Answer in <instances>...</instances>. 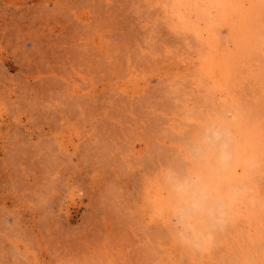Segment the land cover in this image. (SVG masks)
<instances>
[{"label":"rangeland","instance_id":"1","mask_svg":"<svg viewBox=\"0 0 264 264\" xmlns=\"http://www.w3.org/2000/svg\"><path fill=\"white\" fill-rule=\"evenodd\" d=\"M0 264H264V0H0Z\"/></svg>","mask_w":264,"mask_h":264},{"label":"bare ground","instance_id":"2","mask_svg":"<svg viewBox=\"0 0 264 264\" xmlns=\"http://www.w3.org/2000/svg\"><path fill=\"white\" fill-rule=\"evenodd\" d=\"M208 72L211 75L210 76L208 74L209 77H211V79H215L216 76L214 77V73L216 72V68L211 67L208 69ZM216 79H218V78H216ZM221 129H223V131L218 132L217 135H219V133H220L219 136L225 140V141H223V143H224L223 144V146H224L223 156H225L226 162L228 163V167H230V174L228 177L230 179V178H233V176H234L233 174L235 173V170H236L237 166L239 165V163H237L238 161L240 162L242 160V161H244V164H246L248 162V163H250L249 166L254 164L253 161L251 162V161L247 160L251 156V153L248 150V146L246 147V144H248L247 141H249L250 138L248 137V135L245 134V138H243L242 141H240L238 139L236 141L233 137L229 136L230 132L228 129H226L225 127H222ZM251 129H252V127H251ZM249 131L250 130L248 128L247 132H249ZM213 132H214V130H213ZM253 134H255V133H253ZM254 136L257 137L256 135H254ZM236 142H237V144L242 143V144H240L241 146L237 147V149L235 148V146L237 145ZM216 145H217V143H216ZM255 146H257V144L254 145V147ZM255 152H257V151H255ZM219 169H221V168H219ZM219 169H218V171H219ZM207 175H208L207 177L198 176L197 181L195 183H189L188 182L187 188L182 185L183 187H180L181 190H180L179 194L177 193V195L173 194L171 196L170 203L172 202L173 206L175 204L177 211L181 210V212H183V214L187 213V212H191L194 216H196L197 214H199L201 212H208V211L212 212L211 215H213L214 213H216V211H218L217 214L218 213L223 214V215H221V217H223L226 213H231V210L233 209V204H234V201L236 199V196H233V195L231 196L229 193L223 191L221 188L219 189V187H217L215 185V183L217 182V180H215V179H218V178L212 179V177H209L210 176L209 174H207ZM213 184L216 187L213 186ZM243 186L245 187V185H243ZM152 194L154 195L153 196V198H154L153 199V201H154L153 206L156 210H162L164 206L169 205V201L163 198V196H164L163 193H152ZM237 194L240 195V193H237ZM175 196H177V198ZM167 201H168V203H167ZM217 201H219V203ZM220 202H222L221 203L222 205L220 204ZM216 206H217V208H216ZM220 209H221V211H220ZM199 219L203 220V217L200 216ZM218 219H221V218H218ZM221 220H217V221H221Z\"/></svg>","mask_w":264,"mask_h":264}]
</instances>
